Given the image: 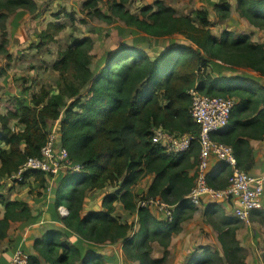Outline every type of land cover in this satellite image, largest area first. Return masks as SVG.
Returning <instances> with one entry per match:
<instances>
[{
  "label": "trees",
  "instance_id": "trees-1",
  "mask_svg": "<svg viewBox=\"0 0 264 264\" xmlns=\"http://www.w3.org/2000/svg\"><path fill=\"white\" fill-rule=\"evenodd\" d=\"M128 1L114 0L111 14L100 8L101 0H87L84 7L90 17L105 23L119 18L149 37L180 35L188 44L171 47L155 59L140 48L124 47L99 72L92 67L93 39L76 38L54 63L53 69L59 73L55 92L42 87L30 99L26 95L16 98L14 109L0 115L1 180L16 174L29 158L42 156L56 124L72 161L85 166L80 173L58 177L59 186L53 192L57 210L64 206L69 211L60 218L67 232L49 230L37 238L31 264H105L93 250H83L65 239L67 233L93 245L122 242L126 257L139 264H167L173 237L198 210L186 197L195 184L190 171L198 164L201 144L196 141L188 152L172 156L153 143L152 128L162 125L172 133L199 136L200 127L190 115L192 88L207 96L236 101L229 128L212 138L233 147L240 169L250 172L255 164L251 140H264V85L255 78L225 75L228 67L243 68L264 79V44L253 41L250 34L236 36L224 31L216 36L209 28L208 10L198 11L194 18L178 15L174 8L157 1L156 9L145 7L140 18L126 9ZM19 11L35 15L39 5L36 0H0V54L8 57L7 22ZM215 11L226 20L231 5L221 0ZM237 11L251 26L264 29V0H237ZM50 27L55 32L43 33V41H53L55 33L64 28L62 24ZM6 74V69L0 70V78ZM12 120L24 129L12 130ZM231 174L225 165L209 176L208 183L225 189ZM149 175L155 178L146 197H160L177 205L173 222L158 219L148 208H139L133 187ZM25 178L14 185L33 179L40 188L48 189L50 176L42 171H29ZM108 187L117 190L104 197L103 211L85 213L88 194ZM118 202L137 214L136 231L134 223L122 222L115 215ZM204 214L218 234L222 252L206 248L187 264H248L238 238L243 222L228 215L220 203L209 204ZM39 215H34L27 201L9 199L0 190V242L15 223H33ZM251 219L264 222V211L252 212ZM153 243L164 248L162 258L152 257Z\"/></svg>",
  "mask_w": 264,
  "mask_h": 264
},
{
  "label": "rangeland",
  "instance_id": "rangeland-1",
  "mask_svg": "<svg viewBox=\"0 0 264 264\" xmlns=\"http://www.w3.org/2000/svg\"><path fill=\"white\" fill-rule=\"evenodd\" d=\"M86 1L42 0L40 12L36 15L28 14L25 11L10 15L7 22L9 43L6 47L10 56L0 54V70L4 68L7 71V74L0 78V115L7 114L14 109L16 98L26 95L27 99H30L32 93L42 87L52 93L55 92L59 73L53 69L54 63L76 38L91 37L93 39L92 67L99 72L106 66L109 58L124 47L140 48L155 59L171 47L188 44L185 38L180 35L161 39L149 37L135 27L128 26L119 18H116L114 23L108 24L90 17L88 10L84 7ZM113 1L101 0L100 8L106 14H111ZM157 1H163L167 6L174 8L178 15H190L194 18L198 11L208 10L211 14L209 28L216 36L219 37L224 31L232 32L236 36L250 34L253 41L264 44V29L251 26L239 15L237 0H226L231 5L230 16L226 20H221L215 11V6L221 0H129L126 3V9L143 18V9L147 6L156 9L155 2ZM51 24H62L64 28L55 33L53 41H43L41 38L43 33L52 35L55 32V29L50 27ZM1 39L0 33V43ZM229 68L239 71L240 76L255 78L264 85V79L252 70L228 67L227 71H230ZM10 124L12 130L19 131L20 125L15 120H12ZM151 182L152 176H149L133 187L138 195V202L146 197ZM0 185H4L0 190L6 193L8 198L15 193L19 199L25 201L41 193L39 184L33 185L31 180L10 190H8L7 179H0ZM27 188L31 191L27 192L25 190ZM116 190V187H108L104 191L90 192L87 196L89 201L86 212L101 208L104 197ZM208 205L209 203H206L197 208L194 216L182 224V232L173 237L167 264H187L206 248H210L214 252H222L217 238L218 234L204 214ZM151 212L158 219L164 220L163 214L158 209L153 208ZM58 213L59 218L63 217L59 210ZM115 215L122 222L134 223L138 228L136 213H130L124 207H120ZM238 238L246 251L247 263L264 264V222L256 219H250L247 223L243 222L242 228L238 231ZM65 239L71 240V243H75L83 250L91 249L94 252H99L94 254L103 257L105 264H138L126 257L122 242L93 245L83 242L80 237L70 233L66 234ZM31 253L33 254L34 251ZM161 255V252L156 251L152 257L160 258Z\"/></svg>",
  "mask_w": 264,
  "mask_h": 264
},
{
  "label": "built area",
  "instance_id": "built-area-1",
  "mask_svg": "<svg viewBox=\"0 0 264 264\" xmlns=\"http://www.w3.org/2000/svg\"><path fill=\"white\" fill-rule=\"evenodd\" d=\"M192 100L190 115L200 127V135L176 134L164 126L152 128L153 143L172 156L188 152L194 142L199 141L201 151L196 167L195 184L188 199L196 208L206 203L228 202L234 210V217L247 223L251 214L264 208V174L253 175L238 167L233 147L213 140L212 135L226 131L230 126L232 111L236 101L222 96H207L196 87L189 91ZM40 158H29L20 170L8 179V184H20L26 181L25 174L29 171H42L50 176L48 191L53 189V183L61 173H80L85 166L75 163L69 152L62 146L61 133L58 124L49 132L48 141L42 149ZM217 160L231 168L232 174L225 189H215L208 183L212 161ZM139 208L158 209L163 219L173 222L177 205L169 204L160 197H145L138 202ZM63 217L68 216V209L59 207ZM32 253L23 244L17 247L9 264H31Z\"/></svg>",
  "mask_w": 264,
  "mask_h": 264
},
{
  "label": "crops",
  "instance_id": "crops-1",
  "mask_svg": "<svg viewBox=\"0 0 264 264\" xmlns=\"http://www.w3.org/2000/svg\"><path fill=\"white\" fill-rule=\"evenodd\" d=\"M36 2L39 5V11L36 13V14H38L40 12V8H41L40 3L42 2V0H36ZM225 75L228 77H239L241 74L239 73V71H231L230 70V71H227V73ZM19 125H20L19 131H22L24 129V126L21 124H19ZM251 145H252L253 150H254L255 164H254L252 170L250 171V173H252L255 176L264 174V140H262V141L251 140ZM223 166L224 165L222 163L218 162L217 160H213L211 170H210V175L214 174L215 172H218ZM63 174H65V173H63ZM190 175L196 176V168L190 171ZM149 176H152V182H153L155 176L154 175H149ZM31 181H32L33 185H35L34 180L32 179ZM152 182H151V184H152ZM8 186L11 189L17 187V185H14V184L13 185L8 184ZM52 186H53V189L51 192H49L48 189L44 190L41 188L40 194L35 195V197H32L28 200H25L30 204L31 208L33 209L34 215L35 216H37L39 214L40 215L36 219V221H33V223H27V222L15 223L12 226L11 230L9 231L8 237L4 241L0 242V264H9L14 250L22 244L25 247H27V249L30 252L34 251L33 245H34L35 240L37 238H41L49 230H59V231H62L63 233L67 232V228L65 227V225L63 224V222L59 218V213H58L59 209L57 210V207H56V195L53 192V190L55 191V189H57L59 186V178H57V181L55 183H53ZM25 190L27 192L31 191L28 188ZM104 190H102V191H104ZM93 192H95V191H93ZM97 192H99V191H97ZM16 197H18V198H16ZM9 199H12V200L19 199V196L17 194L13 193V195L11 197H9ZM19 200H22V199H19ZM88 201H89V198L86 199L85 213L90 212V211L86 212V206H87ZM102 203H103V201H102ZM102 203H101V208H97L95 210H92L91 212L103 211ZM221 206L224 208V211L228 215L233 216V217L235 216L233 207L228 202H222ZM120 207H124V205L122 203L118 202L116 204V211H118ZM138 220H139V218H138ZM138 228H139V223H138ZM138 228H135V231ZM95 248L97 249V247H95ZM170 250H171V248L169 247V251ZM156 251H159L162 253V255L160 257V258H162L165 250L159 243H153L152 255ZM93 253H99V252L93 251ZM199 253L201 254V252H199ZM97 255H99V254H94V256H97ZM155 259H158V258H155ZM42 264H48V263L43 261Z\"/></svg>",
  "mask_w": 264,
  "mask_h": 264
}]
</instances>
